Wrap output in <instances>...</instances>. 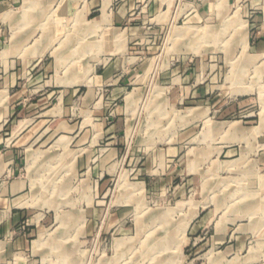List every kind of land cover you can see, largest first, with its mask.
Instances as JSON below:
<instances>
[{"label":"rangeland","instance_id":"rangeland-1","mask_svg":"<svg viewBox=\"0 0 264 264\" xmlns=\"http://www.w3.org/2000/svg\"><path fill=\"white\" fill-rule=\"evenodd\" d=\"M13 13L0 84L2 64L43 56L56 87L36 88L30 64L22 101L44 108L0 141L31 187L17 231L35 228L11 264H264V50L251 44L264 0H21Z\"/></svg>","mask_w":264,"mask_h":264},{"label":"crops","instance_id":"crops-1","mask_svg":"<svg viewBox=\"0 0 264 264\" xmlns=\"http://www.w3.org/2000/svg\"><path fill=\"white\" fill-rule=\"evenodd\" d=\"M20 1L21 0H0V16L3 19L0 21V48H2L0 53L5 52V47L7 46L6 43L8 44V36L6 35V32H8L7 30L9 29V31H11L15 28L11 23L12 21L6 19L14 18L13 8H15V5ZM260 21L263 34L260 35L258 39H256L252 34L251 44H253L254 48L257 50H264V17L260 19ZM20 24L22 25V23ZM14 33L16 32L14 31ZM255 33L256 32H254V34ZM13 34L11 36H13ZM11 36L9 37V43L11 42L12 46L13 38ZM18 41L19 39H17V43ZM39 50V55H41V48ZM6 51L9 53V50ZM34 52L37 53L38 51ZM9 55L11 54L6 56L7 61H5V57H2V63H6L8 61L13 63L16 61L15 59L17 57H9ZM20 57L21 59L17 58L18 61H16L17 65L20 66L18 71H15V64L14 67H10L11 64H8L9 69L5 64H2V68L4 69L0 84V132H2L0 141L2 145H5L3 143L7 140L4 137L7 132L3 131L8 123L11 121H17V128L19 129L25 121L28 120L27 117L34 113V110L39 111L44 108L42 105L43 98H40V96L37 98L34 97L32 100L30 98V100L26 103L22 101L27 90L21 83L22 79L27 76V67L30 64L34 62L35 65L39 66V69H36L35 71V83L38 84L35 87L38 89L44 87V93L50 92L53 94L55 92L54 88L56 85L52 86V84H47L49 81H52L51 78L53 77L51 60L48 58L43 59V56H40L38 59V56H31L32 59L30 58V61H28V58L24 56ZM27 61L28 64L26 63ZM50 110L51 109L47 110L45 113H50ZM31 137L33 136H30V134L26 131L19 134L18 139L28 140ZM66 137H68V135H66ZM10 152L11 150H5V152L0 153V174L6 169L8 172L13 173L14 178L12 181L7 179L0 180V264H11L10 259L13 254H22L29 251L32 245L31 237L35 231V228H29L30 231H28V233L17 231L23 221H29L34 218L30 217L31 214L28 211V206L22 205V203L27 200L26 197H24L27 190L31 189L29 184L22 180L21 175L24 170V166H26V161L21 159L19 150H12L11 154L14 159L11 161V165L8 166L9 162H6V159L7 157L9 158ZM33 225L34 227L36 226L35 224Z\"/></svg>","mask_w":264,"mask_h":264}]
</instances>
